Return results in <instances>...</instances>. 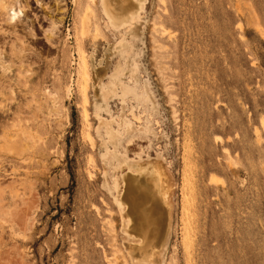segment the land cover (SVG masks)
<instances>
[{
	"label": "rangeland",
	"instance_id": "1",
	"mask_svg": "<svg viewBox=\"0 0 264 264\" xmlns=\"http://www.w3.org/2000/svg\"><path fill=\"white\" fill-rule=\"evenodd\" d=\"M0 264H264V0H0Z\"/></svg>",
	"mask_w": 264,
	"mask_h": 264
},
{
	"label": "bare ground",
	"instance_id": "2",
	"mask_svg": "<svg viewBox=\"0 0 264 264\" xmlns=\"http://www.w3.org/2000/svg\"><path fill=\"white\" fill-rule=\"evenodd\" d=\"M5 7V6H4ZM11 11V12H10ZM21 13V8L18 7V9H16V7H11L9 10H8V20L11 22V21H14L15 19H18L19 18V15ZM24 14V13H23ZM26 14V13H25ZM23 16V15H22ZM21 16V17H22ZM20 20H23V19H20ZM22 22V21H20ZM12 23V22H11ZM15 23V22H14ZM18 23V22H16ZM7 24V23H6ZM11 25V24H10ZM9 25V26H10ZM8 26V25H7ZM8 26V27H9ZM85 62V61H84ZM3 64V63H1ZM2 67V65H1ZM4 67V66H3ZM85 73V72H84ZM4 75V74H3ZM86 75V73H85ZM84 77V81L86 80V77ZM86 82H84V85L86 86ZM84 85H81V87L83 86L84 88ZM86 88V87H85ZM84 88V90H85ZM85 93V92H84ZM166 193V192H165ZM166 202V200H165ZM154 208L155 206L153 205V203L149 206L147 205L145 208H136L134 210L135 212V217L137 219V221L135 222L136 224V227L140 229L141 232H143L144 234H153V233H156L158 228H159V224H160V217L156 216L155 215V212H154ZM22 222V221H21ZM134 224V225H135ZM160 243L157 245L159 246Z\"/></svg>",
	"mask_w": 264,
	"mask_h": 264
}]
</instances>
